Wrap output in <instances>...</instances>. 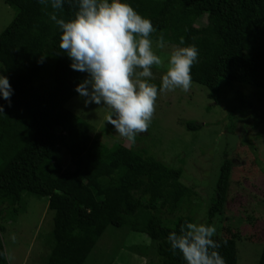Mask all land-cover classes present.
Wrapping results in <instances>:
<instances>
[{
	"label": "trees",
	"instance_id": "obj_1",
	"mask_svg": "<svg viewBox=\"0 0 264 264\" xmlns=\"http://www.w3.org/2000/svg\"><path fill=\"white\" fill-rule=\"evenodd\" d=\"M3 2L14 16L0 33V65L12 89L10 105L0 96V224L4 215L13 217V209L28 193L47 198L54 213L46 264H84L108 227H126L154 241L157 259L150 264H185L179 252L173 254L167 237L185 221L194 222L199 205L193 202L195 192L180 181V166L170 167L118 142L107 146L92 136L89 124L66 108L79 95L75 87L87 73L71 69L72 61L59 48L60 29L39 0ZM123 2L151 20L156 29L152 39L163 35L164 48L195 45L198 61L192 67V83L204 87L215 104L234 91L245 122L252 108L235 87L264 94V0ZM74 11L65 3L60 18L68 20ZM151 82L159 89L160 83ZM237 122L220 134L226 139L220 156L224 162L211 186L207 215L220 216L222 222L234 218L241 227L247 224L248 241L263 242L257 264H264V233H253L264 222V193L252 194L258 201L251 204L253 215L244 208L242 216L238 209H232L235 216H227L232 173L254 165L264 174V159L249 140L244 145L241 139L242 149L237 148L240 159L246 156L249 161L232 163L229 134ZM185 127L196 131L201 126L190 121ZM63 156L69 159L68 167ZM241 237L230 225H222L214 237L222 243L219 252L226 264L237 263L236 241ZM0 264H8L1 237Z\"/></svg>",
	"mask_w": 264,
	"mask_h": 264
},
{
	"label": "rangeland",
	"instance_id": "obj_2",
	"mask_svg": "<svg viewBox=\"0 0 264 264\" xmlns=\"http://www.w3.org/2000/svg\"><path fill=\"white\" fill-rule=\"evenodd\" d=\"M13 16V9L0 0V33ZM169 48L158 49L154 41V50L165 62L171 52ZM171 48L173 50L175 47ZM0 75H3L1 65ZM162 75V68L153 67L154 82L161 83ZM235 89L244 95L242 100L252 108L251 114L245 117V122L239 114L242 110L235 100L234 91H227L220 104L208 99L207 90L195 83H192L188 92L180 89L158 91L150 126L146 132L136 137L134 144L120 137L113 126L107 123L109 110L105 106L94 103L85 106L84 98L77 95L66 104V108L89 124L92 136L97 137L100 143L111 146L118 142L133 150L145 151L170 167L180 166L183 171L180 181L195 192L193 202L199 205V210L193 211L194 222L211 224L217 218L210 219L207 215L213 192L211 186L217 179L220 162H224L220 156L226 143V139L220 134H224L231 123L238 121L233 134H229L234 147L230 152L232 163L237 165L249 161L246 156L243 161L240 159V150L237 148H241V139L246 140L244 145L248 140L252 142L258 150V157L264 159V94H256L253 89L241 86ZM237 107L239 109L233 110ZM190 121L200 125V129L187 130L185 124ZM63 166H69L66 156H63ZM253 166L245 165L244 170L232 173V197L227 205V216L236 215L232 209H238L242 216L244 208L248 214L253 215L251 204L258 201L252 194L263 196L264 174H260L258 168ZM47 205V198L25 193L17 209H13V217L4 215L0 224L3 229L1 231L0 228V237L8 264H46L51 249L54 217ZM225 216L223 215L224 218ZM218 218L217 234L222 225H230L242 235L236 241V264H257L263 242L248 241L246 235L250 232L247 224L241 227L242 224L234 218H225L223 222L220 216ZM261 219L264 220V217ZM256 231L264 233V222L259 225V230L252 232ZM152 259H157L154 241L144 234L133 233L126 227H108L84 264H150Z\"/></svg>",
	"mask_w": 264,
	"mask_h": 264
},
{
	"label": "clouds",
	"instance_id": "obj_3",
	"mask_svg": "<svg viewBox=\"0 0 264 264\" xmlns=\"http://www.w3.org/2000/svg\"><path fill=\"white\" fill-rule=\"evenodd\" d=\"M49 19L60 29L59 48L72 61L71 69L87 73L75 91L85 106L96 104L109 111L106 121L120 137L134 144L148 130L159 92L192 86V67L198 61L195 45L177 46L164 58L154 50L150 19L142 17L123 0H39ZM75 7L72 18H60L64 5ZM52 11L48 12L47 9ZM180 44H184L183 38ZM155 47H164L160 35ZM153 67L162 68L160 87L151 82ZM12 89L0 75V96L9 101ZM3 107L0 106V113ZM218 217L211 224L187 222L179 231L168 234L167 241L185 264H226L219 249ZM226 243V242H224Z\"/></svg>",
	"mask_w": 264,
	"mask_h": 264
}]
</instances>
